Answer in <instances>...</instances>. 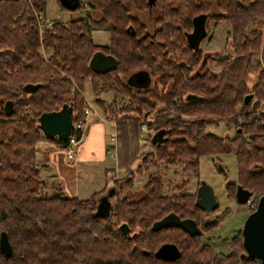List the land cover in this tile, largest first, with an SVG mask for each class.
<instances>
[{
    "label": "trees",
    "instance_id": "trees-1",
    "mask_svg": "<svg viewBox=\"0 0 264 264\" xmlns=\"http://www.w3.org/2000/svg\"><path fill=\"white\" fill-rule=\"evenodd\" d=\"M79 1L77 11L88 7L90 15L64 24L49 20L47 0H0V236L7 233L13 247L11 257L0 253V264H239L244 251L240 242L229 255H217L202 248L198 238L184 239L178 229L151 230L172 211L195 209L194 197L181 195L190 188L187 178L177 187L179 196L163 195L159 171L149 175L141 200L123 193L134 190L135 174L148 171L150 165L172 164L196 179L201 159L223 152L235 153L239 184L259 202L264 194V148L259 146L264 145V114L253 111L264 108V69L253 58L264 40V0H154L159 14L151 33L130 12H148L147 0ZM95 12L100 19L93 18ZM203 14L231 26L232 52L212 55L213 70L206 60L210 57L190 48L186 36L194 29L192 20ZM99 25L110 30L111 44L92 40L91 27ZM99 52L115 57L117 67L95 71L90 63ZM141 68L158 84L133 89L123 81L122 76ZM89 79L95 95L110 92L128 100L120 113L115 97L108 105L103 100L96 103L105 118L119 122L117 168L127 173L117 181L118 199L110 218L95 216L102 191L86 200L69 198L61 182L49 184L41 178L36 160L38 141L48 140L39 131L38 117L71 104L73 121L83 119L82 92ZM31 84L40 88L26 94L24 87ZM9 100L14 110L7 116L1 106ZM247 110L252 111L246 115L247 124L233 140L207 130L209 117H237ZM173 112L176 116L170 115ZM152 116L157 120L154 129L167 131L168 140L142 156L140 123ZM53 143L69 151L68 140ZM140 157L145 164L138 172L132 167ZM121 224L129 225L131 236L121 234ZM164 243H174L181 257L173 262L156 259ZM255 263L252 259L243 264Z\"/></svg>",
    "mask_w": 264,
    "mask_h": 264
},
{
    "label": "rangeland",
    "instance_id": "rangeland-1",
    "mask_svg": "<svg viewBox=\"0 0 264 264\" xmlns=\"http://www.w3.org/2000/svg\"><path fill=\"white\" fill-rule=\"evenodd\" d=\"M48 2V18L50 21H55V20H61L64 24H67L69 22H72V20H80L82 18H85L87 16L90 15V9L88 7H84L82 10L79 11H63L59 5L58 2H56V0H47ZM130 12L133 13V16H138L140 18L141 23L147 25L149 32H153L157 29V25L154 24L156 17L158 16L159 12L155 11V9H152L151 12L149 14H146L145 12H142L141 14H137L134 12L133 9L130 10ZM93 18H95L96 20L101 18L100 13H92ZM207 22V21H206ZM42 26H40V32ZM206 28L209 29V37L205 38L204 41L201 44L200 49L203 50L204 53L207 54V57H210L209 59H206L207 62L210 63V61L212 60V55L214 56H218L219 54H221V56L227 55L229 53L232 52V48L230 46L231 42L229 41L230 39V32H231V26H229L227 23L225 22H219V21H211L208 20V22L206 23ZM91 36H92V40L94 41L95 44L97 45H109L111 44V32L109 29H107L106 27H102V26H92L91 30H90ZM262 48L261 50H259V52L257 53V55L255 56V58H253V60L255 61V63H259L260 66L264 69V40H263V44L261 45ZM43 57L45 59H47V55L45 50L41 52ZM205 61V60H204ZM209 67L213 70L215 65L212 63H210ZM17 72V71H15ZM132 73V74H131ZM142 73V75H146L148 77L149 73L144 70V69H139V71H131L127 77H123V81L127 84H130V86H135V81H136V76L140 75ZM252 82H254L255 78L250 77L249 78ZM156 83V84H155ZM158 84V79L154 78L152 81L151 79H149L148 83H147V87L149 88H153V86ZM92 83L89 80H87L84 84V90L83 93L85 94L86 97V101L88 102L89 100V104L93 106V108L96 110L94 116L97 115V111H101V109L99 110L98 105H96L97 101L95 100V98H97L99 96V94H96L94 96V92L92 91ZM134 89V87H132ZM147 88V89H149ZM137 89V88H136ZM107 95H105V98H108V100H111L114 96L113 93L110 92H105ZM113 95V96H112ZM115 97V96H114ZM115 98H122L123 102L122 105H118V111L119 113L121 112V110L127 105L126 102L128 101L126 99V97L124 96H117ZM112 101H104L103 100V104L108 105L107 103H111L114 101V99ZM88 99V100H87ZM99 101V100H98ZM101 101V100H100ZM85 103V106H87L88 103ZM248 102V100H247ZM109 107V106H108ZM160 107V106H159ZM162 110V109H161ZM250 110V109H249ZM252 112V111H249ZM248 110L246 112H244L243 115L239 114L237 117H223V116H211L209 117V125L207 126V130L210 131V133L215 134L217 136H222L225 140L229 139V140H233V138L235 137L237 131H243L245 124H247V119H243L246 118V115H248ZM253 112H262L264 114V108H259L256 111ZM92 114V113H91ZM157 114V113H156ZM171 116H176V112H173L170 114ZM243 117V118H242ZM94 120H96V117H93ZM154 116L151 117L150 120L144 121V122H149L151 125L149 126V131L148 132H142V137L141 139L138 141L139 146H140V154L139 155H145L149 152L153 151L154 146L152 145V138L154 136V134L156 133L157 130L154 129L157 120L153 119ZM240 118L242 119V121H240ZM89 119V117L87 118ZM184 119H187V117H184ZM140 123V122H139ZM141 124V123H140ZM107 131H109V135H113L112 133L116 134L118 131L114 130L112 131V127L109 126V124L106 125ZM111 127V128H110ZM114 128V127H113ZM242 128V129H240ZM147 137V139L144 141V139ZM249 137V135L247 134L244 138ZM176 139L175 137L172 139L174 140ZM46 141L50 142L49 140L45 139ZM260 147L262 146L264 148V145L260 142L259 143ZM117 150V148H116ZM116 153V152H115ZM219 156V158H224L223 162H224V167L228 169V172L226 173V175L218 173L212 164V161L214 158H217ZM218 156H208V157H203L200 161V174L199 177H197L196 179H193L192 176L188 175L185 176L187 174H185L184 172H182V168L178 167V166H174L172 164H164L159 162V165L155 166H148V171H143V173H139V174H135V179L133 180L134 183V190L132 189L130 192L126 191L125 193H123L126 197H128L129 199H133L134 201H139L143 198V193L145 192L144 186L147 185V179L149 177L150 174H153L157 171L160 172V174L162 175V181L164 182V186H165V191L163 193V195L165 196H179V192L177 190V187L181 185V183H183V178H187L188 180H190V188L188 191H186V194H181L182 196H188V195H192L194 197V202L196 201V189L197 186L199 185V181L200 180H204L206 181L209 185H212L213 188L215 189V193L217 195V198L220 199V201H223V198L225 196V176L226 178L230 179L232 182H236V180L239 181L238 176H239V172H238V165H237V158L235 153H221ZM116 161V160H114ZM144 161H142V157H140V159H138V162L134 165V167H132V169L137 170L139 172V170L137 169L138 167L144 165ZM119 170V168H118ZM40 173V172H39ZM127 177V173L125 171H121L119 175L117 176H112L111 179L106 182L105 184V188L102 189V194H100L99 199L101 198V196H104L105 194L108 193L109 190L111 189H115L116 192L115 194H113V198L111 199L112 202V207L116 204V201L118 199V192H119V187L117 184V181L119 180H123L124 178ZM41 178L44 180V176ZM48 182V181H47ZM53 182V181H52ZM58 182V181H54V184ZM49 184H51V182H49ZM108 186V187H107ZM100 191V192H101ZM104 191V192H103ZM99 193V192H98ZM123 194L121 196H123ZM84 197V196H83ZM88 197V196H86ZM122 198V197H121ZM83 199H87V198H83ZM98 199V201H99ZM188 201V200H187ZM257 202V196L254 195L253 198L250 199V202L247 203L246 206H243L244 208H239L237 207H233V205H231L234 209H232L233 211L231 212H223L224 206H227L226 203H223V208L218 211L215 215L211 214V217H215L217 215H219V219L221 218L222 222L217 225L214 230H211L209 234V237H207L205 240H208L209 244L213 245V249H214V253L219 255H229L230 252H232L233 250H235L236 248H238V246L240 245V243L242 244L243 242V234L241 233L244 223L247 220V217L250 216L251 213H254L257 209L258 204H256ZM111 207V208H112ZM194 210V209H193ZM112 212V210H111ZM220 220V221H221ZM212 228V225H211ZM171 230V229H170ZM184 234V233H183ZM183 238L185 239L186 237L183 235ZM204 240V242H206ZM240 242V243H239ZM243 245V244H242ZM243 255L245 254V252H240ZM239 264H242L241 260L239 262ZM255 264H260L259 262L255 263Z\"/></svg>",
    "mask_w": 264,
    "mask_h": 264
},
{
    "label": "water",
    "instance_id": "water-1",
    "mask_svg": "<svg viewBox=\"0 0 264 264\" xmlns=\"http://www.w3.org/2000/svg\"><path fill=\"white\" fill-rule=\"evenodd\" d=\"M59 1L62 6L67 11H77L78 8L81 6V2L79 0H57ZM208 17L203 14L201 16L196 17L192 20L194 25L193 31L186 35L187 41L190 48L195 49L196 52L200 50V44L206 37L207 29H206V20ZM116 58L112 56H106L103 52H99L96 54L90 63V66L97 72L103 71L108 72L113 70V68L117 67L116 65ZM206 63L205 61H203ZM135 87L146 88L147 83L150 77L146 75L136 76ZM40 88V85H27L24 87L26 94H31L35 92L37 89ZM248 102H251V98H247ZM14 103L9 100L1 109L3 112L10 116L12 114L14 108ZM74 115V107L71 104H63L62 109L57 112H49L43 114L41 117H38V127L41 134H43L49 140L55 141L59 139L60 141L68 140L72 134V130L74 128L73 117ZM167 131L160 130L157 131L151 142L152 145L157 144L161 146L162 144L166 143L165 141L168 140ZM213 188L211 185H208L205 181L201 182L200 188L196 192V203L194 206L199 207L202 210L207 212H211L212 210H216L218 206L217 199L215 197V193H213ZM116 190L111 189L108 191L107 194L101 196L98 201V206L96 207V214L95 216L98 218H110L111 216V207L112 202L111 199L113 198V194H115ZM237 197H238V204L244 205L247 203L252 196V192L244 190L242 187L236 190ZM257 209L254 213H251L250 216L247 217L245 222L243 231V247L245 250V254L241 255V262L244 263L245 260H252L259 262L260 264H264V194L260 198L259 202L257 203ZM174 227V229H180L182 232L189 233L192 237H195L199 234V229L194 221L191 220H180L176 214L171 213L170 215L158 220L153 227V232H159L163 229H170ZM121 234L124 236H131L132 233L131 228L128 224H121L120 225ZM136 237V235L133 233ZM13 247L8 240V234L5 232L1 233L0 236V253L4 254L5 257H11ZM156 259H161L168 262H173V260H177L181 257V251L178 247L172 244H165L160 245L159 249L156 252Z\"/></svg>",
    "mask_w": 264,
    "mask_h": 264
},
{
    "label": "crops",
    "instance_id": "crops-1",
    "mask_svg": "<svg viewBox=\"0 0 264 264\" xmlns=\"http://www.w3.org/2000/svg\"><path fill=\"white\" fill-rule=\"evenodd\" d=\"M105 95L107 94L101 91L95 100L112 101L115 96L112 95L113 98L108 100L104 97ZM83 96L85 97L84 93ZM87 106L91 107L92 114L88 116L89 123L84 130V137L77 144L78 146L73 153L62 151L60 146L51 140L48 142L42 139L36 145L38 147L36 160L41 176H44V180L51 183L52 181L61 182L64 194L72 199H88L92 193H98L104 189L105 183L112 176H117L120 173L117 168L119 167L118 140L115 144L107 143L111 135H109L106 126L109 124L114 131L119 122L105 118L103 111H97V115L94 116L96 110L89 103ZM93 117L97 119L94 120ZM116 134L118 136V133ZM146 139L147 137L144 141ZM110 148L114 149L111 150Z\"/></svg>",
    "mask_w": 264,
    "mask_h": 264
},
{
    "label": "flooded vegetation",
    "instance_id": "flooded-vegetation-1",
    "mask_svg": "<svg viewBox=\"0 0 264 264\" xmlns=\"http://www.w3.org/2000/svg\"><path fill=\"white\" fill-rule=\"evenodd\" d=\"M147 5L149 6V9L147 10L148 12H145L146 14H149L152 9H156L155 8V4H154V0H147ZM134 12L137 13V14H139V13L141 14L142 13V12H138V11H135V10H134ZM131 16L134 17V18H137L138 17V16H135V15L133 16V13H131ZM207 20H209V18ZM147 30L149 32L148 27H147ZM149 33H151V32H149ZM208 37H209V35H208V33H206V37L205 38H208ZM202 42H201V44H202ZM201 44H200V47H201ZM222 159L224 160V158H219V156L217 158H214L211 165L213 166V168L218 173H221V174L226 175V173L228 172V169L225 168L226 166L224 167V162H223ZM224 178H225V181H224L225 182V190H224L225 196L223 198V201H220V199L217 198V195L215 193V189L211 185L212 188L214 189L213 190V193H215V197L217 199L218 206H219L216 210H214V211L212 210L211 212H207L205 210L200 209L199 207L196 208V206H194L195 203H196V201H195L194 202V205H193V207H195V209L194 210H191L190 212H186V211H184L183 213L182 212L175 213L174 211L171 212L173 214H176L179 217L180 220H185L186 219V220L194 221L196 223L197 228L199 229V234L197 236H195V237H192L187 232H182V230H180V229H178V230H180L181 233H184V236L185 237H188V238H198L199 239V242H200L199 244H200V246L202 248L208 247V248L213 249L214 246L211 245V244H209L208 243L209 241L208 240H205V239L207 237H209V235H207V234H209L211 230H214V228L222 222L221 218L219 219V217H220L219 215H217L215 217L209 218L211 216V214L215 215L218 211H220L223 208V206H224L223 203H226L227 204V206H224L223 212H225V211L226 212H231V211H233L232 209H234L237 206L239 208H244L243 206H246L245 205L246 203L244 205L238 204L239 202H238V197H237L236 190L239 189V187L242 186L241 184H239V181L236 180V182H232L230 179L226 178V176ZM201 182H202V180L199 181V185L197 186L196 192L198 191V188H200ZM195 195H197V193ZM252 196L254 197V195H252ZM231 205H233L234 208ZM170 214H168V215H170ZM168 215H166V216H168ZM166 216H164L163 218H165ZM161 219L159 218L158 220H161ZM156 222H158V221H156ZM155 223H153V225ZM153 225H152V227H153ZM211 225H212V228H211ZM244 225H245V223H244ZM172 228H174V227H172ZM172 228H170V229H172ZM243 228H244V226H243ZM170 229H163L162 231H167V230H170ZM151 230H152V228H151ZM162 231L160 230L159 232H162ZM159 232H155V233H159ZM241 233H243V231ZM204 240L206 242H204ZM165 244H172V243H164V244H160V245H165ZM213 251H214V249H213ZM162 261H164V260H162Z\"/></svg>",
    "mask_w": 264,
    "mask_h": 264
},
{
    "label": "built area",
    "instance_id": "built-area-1",
    "mask_svg": "<svg viewBox=\"0 0 264 264\" xmlns=\"http://www.w3.org/2000/svg\"><path fill=\"white\" fill-rule=\"evenodd\" d=\"M36 17H37V19H38V22L39 23H44V19H43V17L41 16V15H35ZM40 28V27H39ZM10 72V71H9ZM122 102H123V99L122 98H118L117 100H116V103L118 104V105H122ZM92 113V110H91V107H88V109H85V111H84V116H83V119H76V122H74V128H73V130L71 131L72 132V134H71V136L69 137V139H68V141L70 142L69 143V151L68 152H70V154L71 153H73L74 152V150L77 148V144L78 143H80L81 141H82V139H83V137H84V134H85V132H84V130L86 129V127H87V125H88V123H89V120L87 119V117L90 115ZM243 118V117H242ZM243 119H245V118H243ZM240 121H242V119L240 118ZM151 124L149 123V122H144V121H142L141 122V128H140V130L141 131H144L145 133L146 132H148L150 129H149V126H150ZM73 131H77V132H79V134H80V138L79 137H77V136H73ZM116 141H117V134H113V135H111L109 138H108V140H107V143L108 144H115L116 143ZM111 150L112 149H114V148H110ZM116 149V148H115ZM113 157H114V155H113ZM252 198V197H251ZM250 198V199H251ZM250 202V200L248 201V203Z\"/></svg>",
    "mask_w": 264,
    "mask_h": 264
},
{
    "label": "bare ground",
    "instance_id": "bare-ground-1",
    "mask_svg": "<svg viewBox=\"0 0 264 264\" xmlns=\"http://www.w3.org/2000/svg\"><path fill=\"white\" fill-rule=\"evenodd\" d=\"M71 12V11H70ZM116 101V100H115ZM80 135V134H79ZM49 140V139H48Z\"/></svg>",
    "mask_w": 264,
    "mask_h": 264
}]
</instances>
